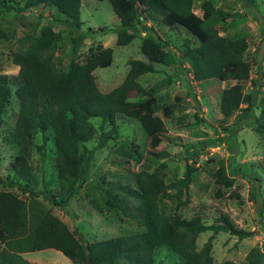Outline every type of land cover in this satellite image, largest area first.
Here are the masks:
<instances>
[{
	"label": "rangeland",
	"instance_id": "rangeland-1",
	"mask_svg": "<svg viewBox=\"0 0 264 264\" xmlns=\"http://www.w3.org/2000/svg\"><path fill=\"white\" fill-rule=\"evenodd\" d=\"M205 1H210L214 9H220L226 15L217 26L218 34L226 41L244 38L248 44L246 55L251 59V72L249 80L242 86L245 94L251 93L254 97L252 110L247 112L243 104L232 117L223 118L219 114L220 94L234 82H195L180 50L183 42L186 39L192 41V38L186 31L167 28L159 16L145 14L148 18L142 21V25L151 29L152 35L159 36L174 56L168 58L164 65L155 66V74L138 79L142 92L132 94L130 101H142L151 92L156 98L154 112L162 119L165 133L153 152L163 153L166 158L155 161L149 157V140L138 121L117 116V139L94 152L88 180L70 205L62 208L50 200L52 197L56 203H61L52 134L47 133L48 139L43 141L38 133L26 157L30 172L29 191L78 239L92 243L144 231L134 218H127L119 210L103 206L101 189L110 185H128L134 189L135 175L147 170L170 188L172 199L159 203V208L168 217L188 220L198 215L206 225H222L221 218L224 217L237 230L250 233L243 240L225 232L199 234L195 242L196 251L201 252L211 240L213 264H246L252 249L264 252V135L261 133L264 130V0H252V4L244 0H194L192 11L196 15H202L201 5ZM64 20L48 7L39 6L21 13L0 8V74L17 76L18 67L13 64V55L26 51L30 35L39 38L44 28H50L58 35L52 62L59 72L67 71L71 62L82 63L90 47L113 50L111 65L93 72L102 93L112 91L123 82L130 61H145L140 53L141 39L146 35L143 30L123 47L115 45L114 33L103 35L99 31L102 28L116 31L120 27L109 2L81 1L80 32L93 31L86 39L74 35ZM11 88L14 91L15 87ZM166 107L170 109V116L165 118L163 110ZM17 108V102L12 98L0 125V190L14 193L28 204L33 198L28 191L8 186L17 181L11 165L21 153L13 133ZM237 121L239 123L235 125ZM122 144L137 147L141 161L122 158L118 151ZM87 146L94 149L96 138ZM187 168L192 170L185 191L188 198L179 206L176 190L171 187L183 178ZM217 174L223 177V183L230 182L228 188L217 185ZM20 183L25 184L23 181ZM116 195L123 196L121 193ZM126 203L131 211H135L137 201L134 198H129ZM23 258L31 264H71L54 250L33 252L23 255ZM154 264H181V261L169 248L159 247L154 253Z\"/></svg>",
	"mask_w": 264,
	"mask_h": 264
},
{
	"label": "trees",
	"instance_id": "trees-1",
	"mask_svg": "<svg viewBox=\"0 0 264 264\" xmlns=\"http://www.w3.org/2000/svg\"><path fill=\"white\" fill-rule=\"evenodd\" d=\"M81 1L0 0V8L16 13L39 6L52 8L65 18V24L74 35L86 39L93 31L80 32ZM96 1L109 2L120 21L116 31L99 30L103 35L114 33L116 46H127L142 30L146 33L140 45V53L145 61H130L123 82L112 91L102 93L93 72L111 65L113 50L110 48L90 47L82 63L71 62L67 71L59 72L52 62L58 35L50 28H44L39 38L30 35V45L26 51L13 55V64L18 67L17 76L0 74V125L7 105L15 98L18 108L13 133L21 147V153L11 165L17 181L8 186L17 187L22 192L28 191L33 198L26 204L14 193L0 190V264H31L23 255L45 250L61 253L71 264H154V253L159 247L169 248L181 264H213L211 240L201 252L196 251L195 242L199 234L225 232L243 240L250 233L237 230L224 217L221 218L222 225H206L198 215L188 220L168 217L159 208V203L172 199L170 188L150 171L143 170L135 175L134 189L128 185H110L101 189L103 206L117 209L127 218H134L144 231L92 243L78 239L50 210L44 209L28 189L30 172L26 157L38 133L43 141H47V133L53 136L61 203H56L52 197L50 200L53 205L62 208L70 205L88 180L94 152L117 139V116L138 121L149 140V157L155 161L166 158L163 153L153 152L161 144V135L165 133L162 119L154 112L156 98L151 92L142 101H130L132 94L142 92L138 79L155 74V66L164 65L168 58L174 56V52L167 49L159 36L152 35V30L142 25V21L148 18L145 14L159 16L164 26L183 33L186 31L192 38V41L186 39L180 50L195 82H234L220 94L219 114L223 118L232 117L243 104L247 112L252 110L254 97L251 93L245 94L242 86L249 80L251 72V59L246 55L248 44L244 38L226 41L218 34L217 26L226 15L222 10L214 9L210 1L201 5V16L192 11L194 0ZM244 1L253 3L252 0ZM251 86L256 87L255 83H251ZM11 87H15L14 91ZM163 115L165 118L170 116L168 107L163 110ZM262 115L264 120V105ZM94 122H98L97 126ZM261 133L264 135V130ZM95 138L96 146L89 149L87 145ZM118 151L128 161L140 162L142 159L133 145L122 144ZM191 174L192 170L187 168L183 178L171 187L176 190L179 206L187 202L185 191ZM20 181L25 184L21 185ZM215 182L227 188L230 186L229 181L223 183L220 174H217ZM131 197L137 201L135 211H131L126 203ZM183 197H186L184 201ZM246 264H264V252L252 249Z\"/></svg>",
	"mask_w": 264,
	"mask_h": 264
},
{
	"label": "crops",
	"instance_id": "crops-1",
	"mask_svg": "<svg viewBox=\"0 0 264 264\" xmlns=\"http://www.w3.org/2000/svg\"><path fill=\"white\" fill-rule=\"evenodd\" d=\"M30 254V253H29ZM24 255H26V254H24Z\"/></svg>",
	"mask_w": 264,
	"mask_h": 264
}]
</instances>
